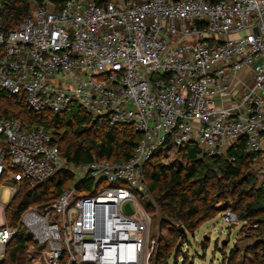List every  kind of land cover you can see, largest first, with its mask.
Returning a JSON list of instances; mask_svg holds the SVG:
<instances>
[{"label":"built area","instance_id":"1","mask_svg":"<svg viewBox=\"0 0 264 264\" xmlns=\"http://www.w3.org/2000/svg\"><path fill=\"white\" fill-rule=\"evenodd\" d=\"M29 1L15 28L4 30L0 16V91L22 95L35 112L76 103L140 134L126 161L72 163L49 130L0 114V177L10 199L20 181L73 175L55 201L20 218L40 247L38 264H142L135 193L156 153L193 144L200 156L220 157L241 143L264 181V0ZM245 67L249 84L235 79ZM222 219L239 221L230 208ZM15 232L0 222V257Z\"/></svg>","mask_w":264,"mask_h":264},{"label":"trees","instance_id":"2","mask_svg":"<svg viewBox=\"0 0 264 264\" xmlns=\"http://www.w3.org/2000/svg\"><path fill=\"white\" fill-rule=\"evenodd\" d=\"M38 4L51 1L60 6L63 0H35ZM102 0H97L101 2ZM29 0H1L0 16L3 29L9 31L20 24L29 7ZM0 114L20 119L29 128L42 126L52 134L61 156L72 163H86L92 159L122 162L129 159L140 134L126 124L109 125L104 118L93 119L81 106L70 104L62 113L28 109L22 95L0 91ZM178 158L162 163L156 153L146 161L143 177L146 189L156 199L166 216L178 224L171 228L173 237L166 239L151 253L154 260L166 263L175 241L184 233H193L207 220L230 208L239 221H247L241 229L259 237L264 231V181L258 182L250 156L238 143L224 156H200L198 148L188 144L175 151ZM11 170L16 171L13 166ZM6 175L0 177L4 182ZM73 175L60 170L46 180L30 186L20 181L16 193L4 208L5 221L16 230L4 247L0 264H27L30 244H36L32 234L21 224L20 218L29 207L43 209L55 201L69 187ZM257 223L256 229L247 225ZM179 228L183 232L179 233ZM253 249L264 260V242L256 239Z\"/></svg>","mask_w":264,"mask_h":264},{"label":"rangeland","instance_id":"3","mask_svg":"<svg viewBox=\"0 0 264 264\" xmlns=\"http://www.w3.org/2000/svg\"><path fill=\"white\" fill-rule=\"evenodd\" d=\"M178 156L175 151L162 154V163L173 162ZM148 178L142 176V189L135 193L136 205L139 213L145 220V250L142 264H163L154 260L152 255L147 258L151 241L155 240L154 251L166 239L173 237L171 228L178 224L169 219L162 211L158 202L148 193L146 185ZM11 184L0 183V204L7 205L11 195ZM2 216L5 219L4 207ZM42 209H37L40 213ZM242 222L227 224L222 219V212L214 218L200 224L191 233H184L175 241V247L165 264H264L260 253L253 249L256 239L264 242V231L259 237L243 236ZM180 229V228H179ZM184 231V230H183ZM179 233L180 232L179 230ZM36 244H30L27 264H38V249Z\"/></svg>","mask_w":264,"mask_h":264},{"label":"crops","instance_id":"4","mask_svg":"<svg viewBox=\"0 0 264 264\" xmlns=\"http://www.w3.org/2000/svg\"><path fill=\"white\" fill-rule=\"evenodd\" d=\"M235 79L238 81L244 79V80H246L245 83L249 84L251 82L250 68H248V67L243 68L240 72H238L236 74ZM4 206H6V205L0 204V207H4ZM2 213H3V211L0 208V222L3 220ZM1 259H2V257H0V261H1Z\"/></svg>","mask_w":264,"mask_h":264},{"label":"water","instance_id":"5","mask_svg":"<svg viewBox=\"0 0 264 264\" xmlns=\"http://www.w3.org/2000/svg\"><path fill=\"white\" fill-rule=\"evenodd\" d=\"M125 210H126L127 212H131V208H130V205H129V204H126V205H125ZM179 230H180V232H183V228H180Z\"/></svg>","mask_w":264,"mask_h":264}]
</instances>
